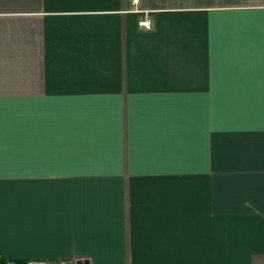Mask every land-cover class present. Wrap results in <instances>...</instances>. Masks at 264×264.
Instances as JSON below:
<instances>
[{
	"label": "crops",
	"instance_id": "0c3cea01",
	"mask_svg": "<svg viewBox=\"0 0 264 264\" xmlns=\"http://www.w3.org/2000/svg\"><path fill=\"white\" fill-rule=\"evenodd\" d=\"M0 255L264 264V0H0Z\"/></svg>",
	"mask_w": 264,
	"mask_h": 264
},
{
	"label": "trees",
	"instance_id": "16d2710c",
	"mask_svg": "<svg viewBox=\"0 0 264 264\" xmlns=\"http://www.w3.org/2000/svg\"><path fill=\"white\" fill-rule=\"evenodd\" d=\"M11 262H8L0 255V264H10ZM12 264H25L23 261H14Z\"/></svg>",
	"mask_w": 264,
	"mask_h": 264
},
{
	"label": "built area",
	"instance_id": "2783aa9c",
	"mask_svg": "<svg viewBox=\"0 0 264 264\" xmlns=\"http://www.w3.org/2000/svg\"><path fill=\"white\" fill-rule=\"evenodd\" d=\"M135 2L138 1V0H134ZM142 27L146 28V29H149L150 28V21H141L139 23Z\"/></svg>",
	"mask_w": 264,
	"mask_h": 264
},
{
	"label": "water",
	"instance_id": "95a60500",
	"mask_svg": "<svg viewBox=\"0 0 264 264\" xmlns=\"http://www.w3.org/2000/svg\"><path fill=\"white\" fill-rule=\"evenodd\" d=\"M76 264H90L88 260H78Z\"/></svg>",
	"mask_w": 264,
	"mask_h": 264
}]
</instances>
